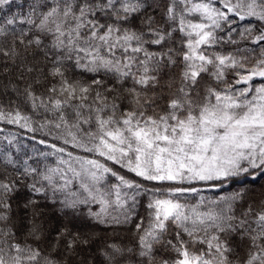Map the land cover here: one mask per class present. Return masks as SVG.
Returning a JSON list of instances; mask_svg holds the SVG:
<instances>
[{"label": "snow or ice", "instance_id": "6c2138e0", "mask_svg": "<svg viewBox=\"0 0 264 264\" xmlns=\"http://www.w3.org/2000/svg\"><path fill=\"white\" fill-rule=\"evenodd\" d=\"M14 2L0 264H264V0Z\"/></svg>", "mask_w": 264, "mask_h": 264}, {"label": "trees", "instance_id": "16d2710c", "mask_svg": "<svg viewBox=\"0 0 264 264\" xmlns=\"http://www.w3.org/2000/svg\"><path fill=\"white\" fill-rule=\"evenodd\" d=\"M24 4V0H15L14 4L12 5L13 11H20V7ZM5 11H8L7 8H5ZM4 15L3 12H0V16ZM15 130V129H13ZM26 143H30L29 141H26ZM39 147V146H37ZM257 185H264V179L258 178ZM259 187H257V191H259Z\"/></svg>", "mask_w": 264, "mask_h": 264}]
</instances>
